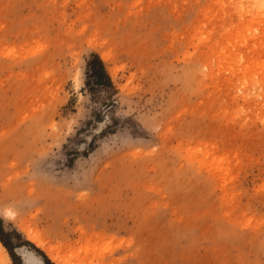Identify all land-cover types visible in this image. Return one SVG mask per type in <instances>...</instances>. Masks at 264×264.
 I'll list each match as a JSON object with an SVG mask.
<instances>
[{
	"label": "rangeland",
	"instance_id": "rangeland-1",
	"mask_svg": "<svg viewBox=\"0 0 264 264\" xmlns=\"http://www.w3.org/2000/svg\"><path fill=\"white\" fill-rule=\"evenodd\" d=\"M26 223L84 264H264V0H0V237L58 264Z\"/></svg>",
	"mask_w": 264,
	"mask_h": 264
},
{
	"label": "bare ground",
	"instance_id": "bare-ground-1",
	"mask_svg": "<svg viewBox=\"0 0 264 264\" xmlns=\"http://www.w3.org/2000/svg\"><path fill=\"white\" fill-rule=\"evenodd\" d=\"M101 57L105 59L107 55L104 54ZM27 224L28 223H26V225L25 224L22 225L20 228L25 236V239L28 240L30 243L34 244L37 248L41 249L43 252H45L46 256H48L50 260L55 259L57 261L56 263L58 264H84L86 263V256L81 257V253L82 251H84V246L83 247L78 246L77 248H73V246L72 248H70V246H67L69 248L68 249L66 248V251L63 254L62 252L64 251H61L60 250L61 248L51 247L50 246L51 244H47L48 242L44 239V237H42L41 233L38 230L30 227L32 225L30 224L27 225ZM92 239L93 237L89 238L86 241L87 244L85 246L90 248L91 247L90 240ZM21 248H18L16 250V254L20 257L22 264H25V257H28V258L35 257L41 262V264H43L42 261L38 257H36L33 253L22 250L23 248L22 249ZM0 264H10V258H9L8 252L1 242H0Z\"/></svg>",
	"mask_w": 264,
	"mask_h": 264
},
{
	"label": "trees",
	"instance_id": "trees-1",
	"mask_svg": "<svg viewBox=\"0 0 264 264\" xmlns=\"http://www.w3.org/2000/svg\"><path fill=\"white\" fill-rule=\"evenodd\" d=\"M94 63H97V64L99 65V69H98V71H94V68H93L92 66H90V67H91V71L94 72V75H97V74H99V73H101L102 75H105V71H104L103 65H102V63L98 60V58H97L96 56H95V58H94V61H92L90 64L92 65V64H94ZM97 82H99V81L97 80ZM0 242L3 244V246H4L5 248H7L6 244L3 242V240L1 239V237H0Z\"/></svg>",
	"mask_w": 264,
	"mask_h": 264
},
{
	"label": "snow or ice",
	"instance_id": "snow-or-ice-1",
	"mask_svg": "<svg viewBox=\"0 0 264 264\" xmlns=\"http://www.w3.org/2000/svg\"><path fill=\"white\" fill-rule=\"evenodd\" d=\"M25 264H41V262L35 257L32 258L25 257Z\"/></svg>",
	"mask_w": 264,
	"mask_h": 264
}]
</instances>
